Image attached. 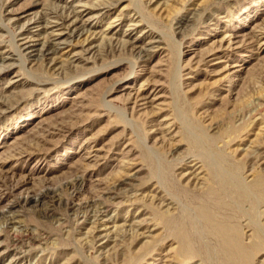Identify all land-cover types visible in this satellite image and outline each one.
<instances>
[{"label": "rangeland", "instance_id": "rangeland-1", "mask_svg": "<svg viewBox=\"0 0 264 264\" xmlns=\"http://www.w3.org/2000/svg\"><path fill=\"white\" fill-rule=\"evenodd\" d=\"M262 186L264 0H0V264H264Z\"/></svg>", "mask_w": 264, "mask_h": 264}, {"label": "bare ground", "instance_id": "bare-ground-1", "mask_svg": "<svg viewBox=\"0 0 264 264\" xmlns=\"http://www.w3.org/2000/svg\"><path fill=\"white\" fill-rule=\"evenodd\" d=\"M63 18H64V21H69V23H68V27L71 25V27H73L74 25H75V18L74 19H72L73 18V15H71L70 13H68V14H65L64 16H63ZM72 29H75V27H73ZM256 184V183H255ZM258 184V183H257ZM262 184V183H261ZM255 186V185H254ZM258 187V186H257ZM263 187V186H262ZM264 188V187H263ZM182 241V240H181ZM182 243V242H181ZM186 248V247H185ZM180 251V250H179ZM238 251V250H237ZM180 252H182V250L180 251ZM229 253V252H228ZM235 253V252H234ZM230 254V253H229Z\"/></svg>", "mask_w": 264, "mask_h": 264}]
</instances>
